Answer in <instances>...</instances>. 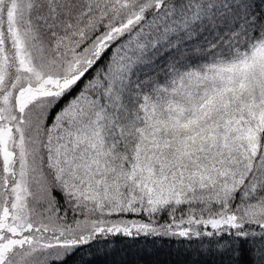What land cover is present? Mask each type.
<instances>
[{
	"label": "snow or ice",
	"instance_id": "1",
	"mask_svg": "<svg viewBox=\"0 0 264 264\" xmlns=\"http://www.w3.org/2000/svg\"><path fill=\"white\" fill-rule=\"evenodd\" d=\"M0 264H264V0H0Z\"/></svg>",
	"mask_w": 264,
	"mask_h": 264
}]
</instances>
